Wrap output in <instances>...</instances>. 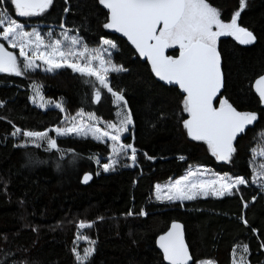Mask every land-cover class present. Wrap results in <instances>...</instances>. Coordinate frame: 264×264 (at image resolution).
I'll return each mask as SVG.
<instances>
[{
  "label": "trees",
  "instance_id": "16d2710c",
  "mask_svg": "<svg viewBox=\"0 0 264 264\" xmlns=\"http://www.w3.org/2000/svg\"><path fill=\"white\" fill-rule=\"evenodd\" d=\"M209 2L220 9L226 22L239 6V0ZM246 4L238 23L252 31L257 40L243 47L232 37L220 38L218 51L224 74L221 97L228 98L238 111L257 112L259 119L234 142L236 152L230 163L217 162L206 143L188 137L182 126V119L187 118L181 111L182 94L157 82L147 63L125 41L103 28L107 11L98 0H53L42 15L23 18L15 15L10 0L0 5L22 24L63 25L89 48L99 47L101 37L117 44L111 61L126 71L109 74V80L114 90L123 92L133 114L132 136L123 142L137 148L133 167L127 162L112 173H97L91 156L110 153L101 142L54 138L60 151L71 152L65 158L56 151L20 145L15 137L22 139L23 131H48L50 135L63 120L61 111H41L30 103L32 84L41 88L46 99L62 101L69 116L83 111L112 121L113 99L102 89V101L95 105L93 92L99 86L94 78L82 77L66 67L54 72L37 69L20 76L0 74V264H77L72 249L81 221L93 225L84 230V235L95 241L90 264H164L155 241L173 221L184 225L190 252L198 259L231 264L232 249L248 244L246 258L250 264H264L261 190L240 186L220 199L183 204L153 199L156 184L175 180L192 166L246 179L251 176L252 149L264 144V112L252 90L253 81L264 73V0H246ZM167 54L178 56L179 51L169 49ZM16 127L22 132L13 136ZM85 174H91L87 184L82 183ZM141 210L148 215H138ZM129 211L134 214L128 215ZM241 218L248 221L247 226Z\"/></svg>",
  "mask_w": 264,
  "mask_h": 264
},
{
  "label": "snow or ice",
  "instance_id": "6c2138e0",
  "mask_svg": "<svg viewBox=\"0 0 264 264\" xmlns=\"http://www.w3.org/2000/svg\"><path fill=\"white\" fill-rule=\"evenodd\" d=\"M5 3L7 0H0V5ZM98 3L107 9L103 28L127 37L139 56L146 58L150 63L151 72L160 81L167 85H178L182 94L181 111L187 114V118L182 119V126L188 137L193 141L206 143L217 161L232 162L236 152L234 141L246 132L248 126L254 125L259 117L255 111H238L228 98L221 97L224 74L218 42L221 37H233L242 45L256 42V35L238 23L247 6L246 0H239L238 9L227 22L222 19L220 9L209 0H98ZM10 4L14 6L16 16L32 17L45 13L52 6L53 0H10ZM64 11L68 12L69 9L65 8ZM25 27L12 18L7 8L0 7V41L18 49L19 56L23 58L22 61L19 60L17 55L0 42V72L20 76L39 67L37 61H42L47 65L45 70L48 72L66 67L82 77L94 78L99 85L94 93L95 101L101 100V90L106 89L114 103L122 109L119 123L109 122L107 128L102 130L97 126L99 118L95 117L94 113H89L88 123L77 122L73 117L70 126L57 127L52 131L57 136L91 135L95 140H110L112 155L109 162L103 164L105 172L114 170L118 163L117 157L128 156L129 152V158L135 164L137 148L133 143L122 142L129 125L133 124V114L128 109L123 92L114 90L109 80L110 73L126 71L111 61L109 49H116L117 44L112 39L101 37L99 47L89 48L79 35L70 36L69 30L62 33V39H51L52 34L49 33L46 42L45 37L35 28L27 31ZM177 48L178 56L166 54L167 50ZM105 53H108L107 57ZM88 82L92 83L91 80ZM93 87L95 88V84ZM255 91L259 96V103L264 104V76L255 81ZM37 98L41 100L43 107V96L39 89H36L33 101ZM56 107L64 111L62 104H56ZM261 111L264 112V109ZM77 115L82 117L84 113L81 111ZM21 132L22 130L16 127L11 135L16 136ZM22 135L37 148L46 144V150H59L57 139L52 138L48 131L28 130L23 131ZM252 153L255 157L256 149H252ZM260 156L264 157V151ZM96 162L99 164L100 160L97 159ZM202 176L203 172L199 167H190L186 175L174 182L166 186L156 184L155 198L158 201L183 202L196 200L199 196L223 197L232 195L233 190L248 184L246 177L238 174L214 175L212 179H202ZM83 179L84 183H87L91 174H85ZM258 179H264V163H260L258 169H253L252 183H257ZM260 187L264 188V183H261ZM244 207L247 208L248 205L244 204ZM127 214L134 213L129 211ZM138 215L147 216L148 213L141 210ZM241 219L247 226L248 221ZM92 226L81 221L78 228ZM252 231L257 230L253 228ZM77 238L88 239L80 235ZM90 243L94 244L95 241ZM156 243L167 264H215L209 259H198L190 252L189 245L185 242L184 225L181 223L173 221L167 231L159 235ZM260 247L264 248V242ZM238 248L242 253L239 260L236 259ZM94 251L93 247H89L81 255L75 247L72 249L77 264H90ZM232 253V264H250L246 258L249 254L248 244H237Z\"/></svg>",
  "mask_w": 264,
  "mask_h": 264
},
{
  "label": "rangeland",
  "instance_id": "374dc122",
  "mask_svg": "<svg viewBox=\"0 0 264 264\" xmlns=\"http://www.w3.org/2000/svg\"><path fill=\"white\" fill-rule=\"evenodd\" d=\"M21 18H23V17H21ZM18 22L21 23L20 21H18ZM24 25L26 26L25 27V30H27V31H31L32 28H35L37 31H39L41 33V35L45 37V41L46 42L49 39V33L52 34L51 35V39H62L63 38L62 37V33L65 30H67V29H64L63 27L55 28V27H44V26H41V25H26V24H24ZM68 34L70 36L76 35V34L71 33L70 31L68 32ZM1 42L5 44V47L8 50H10V51L12 50V52H14V54L17 55L18 59L22 61L23 58L19 56V50L18 49L11 48L7 44V42H4V41H1ZM115 50L116 49H109V52L112 54ZM177 50H178V48H177ZM105 56L107 57L108 56V53H105ZM37 64L39 65V67L35 68L34 70L41 69L43 71H46L45 69H46L47 65H44L42 61H37ZM34 70H29V71H34ZM56 70H58V69H56ZM56 70H54V71H56ZM54 71H51V72H54ZM46 72H48V71H46ZM112 73H116V72H112ZM36 89H39L40 94L43 96V104H44L43 107H41V103L42 102H41V100L39 98H37L35 100V102L33 101V96L35 95ZM103 90L107 91L106 89H103ZM29 93H30V96H29L30 103L34 107L40 109L41 111H46V110H49V109H56V110L61 111L60 108H57L56 107V104H62V101L53 102V101H50V100L46 99L44 97L43 91L41 90V88L39 86H37L35 84L30 85L29 86ZM94 93H95V91L93 92V98H94ZM100 101H102V92H101V100ZM100 101L99 102H95L94 104L95 105H98L100 103ZM112 105H113V108H114L113 120L112 121H104V120H102V119L99 118V123L97 124V126L100 127L102 130H104V129L107 128V124L109 122H111V123H117L118 124L119 121H120V119L122 118V114H123L122 109L120 107H118L116 103H114V100H113V104ZM62 106H63V104H62ZM61 113L63 115V120H62L61 128L66 127V126H70L71 125V118H73V117L76 118L77 122H84V123H88L89 122V120H88V114H86V113H84V115L82 117L81 116H78L77 115L78 113L75 114V115H73V116H69V115H67V113L65 112V110L64 111H61ZM52 130H51V134L50 135H52L53 138H62V137L89 138V139H92V140H94L96 142H101L103 144H106L108 146V148H109V151H110L109 155L104 156V157L97 156V155L91 156V159L93 160V162L95 163V166L97 168V173H112V172L116 171L118 168L126 165L127 162L130 163L129 164L130 167H133L132 166V162L133 161L129 158L130 155H131L130 152H129L128 156L121 155V156H118L117 157L118 163L115 165L114 170H110L108 172H105L103 170V164L104 163H108L109 162V157L112 155L111 148H110V146H111V141L110 140H108L107 138H104L103 140H95V139L92 138L91 135H89L87 137L78 136V135H75V134H70L68 136H57V134L54 131H52ZM132 133H133V124L132 125H129V130L122 137V142H123V140L125 138L132 136ZM15 138L18 139L19 144L22 145V146H26V145L34 146V144L28 138H26L24 136H23L22 139L18 138V136H16ZM40 148L43 149V150H45V151H56V152H58L60 154V157L61 158H65V157H67L68 155L71 154V152H69V151L46 150V148H47V145L46 144H42V146ZM254 149H256V156L254 157L253 156V153H252L251 159H250V161H251V163H250L251 176H250V178L247 179L248 180V184L247 185H241V186H253V187L261 190L262 192H264V188H261L260 187V184L261 183H264V179H258L257 180V183H252V180H253V169H254V167L258 169L259 164L260 163H264V157H261L260 156V153L262 151H264V144L262 142L260 144L258 143ZM97 159L100 160V163L99 164H97V162H96ZM72 160L74 161L75 158L73 157ZM197 167H199L200 170L203 172V176L201 177L202 179H212L214 177V175H224V174H226V173H224V174L217 173L213 169H211L209 167H204V166H192L191 168L192 169H196ZM188 170H189V168L181 176L186 175L187 172H188ZM228 175L229 176H232L230 174H228ZM180 177H178L177 179H179ZM175 180H171V181H168V182L163 183V184H160V185L161 186H166L169 183L174 182ZM223 197H225V196H223ZM223 197H216V196L209 195V196H206V197L205 196H199V197H197V199H206V198L220 199V198H223ZM153 199L157 203H165V204H167V203H174V202H178L180 204H183L185 202H188V201H183V202H180V201L169 202L167 200L158 201L155 198V186H154V192H153ZM85 229L86 228H84V229H79L78 228V231L76 233V239H75V248L81 253V255L84 254V250L85 249H88L89 247H94V244H91L90 243V241H92L91 239L85 240L83 238H80V239L77 238L78 235H80L81 237H86L84 235V230ZM241 254H242L241 253V250L238 248L237 249V255H236V259L237 260H239V257H240ZM232 260H233V253H232ZM231 264H232V261H231Z\"/></svg>",
  "mask_w": 264,
  "mask_h": 264
},
{
  "label": "water",
  "instance_id": "95a60500",
  "mask_svg": "<svg viewBox=\"0 0 264 264\" xmlns=\"http://www.w3.org/2000/svg\"><path fill=\"white\" fill-rule=\"evenodd\" d=\"M102 6V5H101ZM103 7V6H102ZM106 11H107V9H105ZM106 31H108V32H110V33H112L113 35H115L116 37H118V38H120L121 40H123V41H125L127 44H128V46L134 51V53L136 54V56L140 59V60H142V61H145L146 63H147V65H148V67H149V69H150V71H151V65H150V63L146 60V58H144V57H140L139 56V53L138 52H136V50H135V48H134V46H132L131 45V43L127 40V37H124L121 33H117V32H115L114 30H111V29H106ZM233 38V37H232ZM234 39V38H233ZM235 40V39H234ZM235 42L237 43V44H239V45H241V46H243V47H249V46H252L253 44H250V45H242V44H240L237 40H235ZM168 51L169 50H167V52H166V54L168 53ZM179 55V54H178ZM221 61H222V59H221ZM0 74H3V72H0ZM151 74H152V76H153V78L157 81V82H159L160 84H162V85H164V86H171V87H175V88H177L178 90H179V87H178V85H167L165 82H163V81H160L159 80V78L158 77H156L155 76V74L154 73H152L151 72ZM261 76H264V73L261 75ZM260 77V76H259ZM258 77V78H259ZM258 78H256L254 81H253V83H252V90H253V93L255 94V96L258 98V100H259V96H258V94L256 93V91H255V81L258 79ZM221 91H222V89H221ZM179 92H180V90H179ZM181 93V92H180ZM218 106V105H217ZM260 106H261V108H263L264 109V104H260ZM254 124H255V122H254ZM253 126V125H252ZM252 126H248L247 128H246V131L248 130V128H250V127H252ZM244 133H242V134H240L239 136H241V135H243ZM238 136V137H239ZM237 137V138H238ZM190 138V137H189ZM191 139V138H190ZM203 142V141H202ZM235 142V141H234ZM216 159V158H215ZM217 161V160H216ZM217 162H219V163H226V162H224V161H217ZM83 178H84V176H83ZM82 178V183L83 184H87V183H89V181L91 180H89L87 183H84V179ZM175 222H178V221H175ZM172 223V222H171ZM171 223H170V225H169V227L171 226ZM178 223H181V222H178ZM182 224V223H181ZM168 227V228H169ZM167 228V229H168ZM167 231V230H166ZM164 233V232H163ZM162 233V234H163ZM184 234H185V231H184ZM161 235V234H160ZM158 238H159V236L156 238V241L158 240ZM156 241H155V245H156V248H157V250L160 252V254L162 255V259H163V254H162V251L159 249V246H158V244L156 243ZM185 242H186V238H185ZM187 243V242H186ZM163 262H164V264H167V262L166 261H164L163 260Z\"/></svg>",
  "mask_w": 264,
  "mask_h": 264
}]
</instances>
